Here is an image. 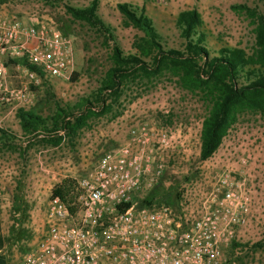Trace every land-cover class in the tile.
Returning <instances> with one entry per match:
<instances>
[{
  "label": "built area",
  "instance_id": "2783aa9c",
  "mask_svg": "<svg viewBox=\"0 0 264 264\" xmlns=\"http://www.w3.org/2000/svg\"><path fill=\"white\" fill-rule=\"evenodd\" d=\"M72 65L70 38L44 10L0 12V123L32 104L42 78L59 79ZM165 115L164 127L134 119L120 143L72 181L66 201L49 192L38 233L11 244L7 264H238L224 249L250 218L264 225L257 181L224 168L209 188L186 183L175 206L132 199L160 180L174 150L199 154L202 118Z\"/></svg>",
  "mask_w": 264,
  "mask_h": 264
},
{
  "label": "rangeland",
  "instance_id": "374dc122",
  "mask_svg": "<svg viewBox=\"0 0 264 264\" xmlns=\"http://www.w3.org/2000/svg\"><path fill=\"white\" fill-rule=\"evenodd\" d=\"M90 0H59L56 3L31 0H7L6 7L17 13L32 8L44 10L53 18L61 33L71 40L73 65L63 77H44L33 89L32 104L24 109L47 118L55 106L71 107L81 98H88L98 86L103 73L111 66L109 50L101 45L100 36L88 25L72 18L65 5L81 7ZM99 0L96 12L113 29L118 46L124 53L134 51L132 44L142 35L118 11V3H127L142 10L161 37L166 48L180 49L182 39L175 25L179 11L194 9L200 18L199 30L206 35V45L212 54L218 47L240 48L246 56L254 50V24L257 15L264 16V0ZM164 1V3H162ZM244 8H231V5ZM253 15H248V12ZM176 76L163 70L152 78H143L145 86L133 85L123 98L117 115L93 118L77 130L73 137L63 131L57 144L21 131L16 114L4 119L0 129V239L6 251L17 236L27 234L29 240L38 233L33 225L38 210L45 205L55 183L82 177L92 168L97 158L115 148L125 136L126 128L134 119L156 127L168 123L165 112L174 120L184 122L205 114V105L197 95L175 84ZM229 168L236 178L257 181L264 190V116L256 111H243L227 131L217 149L206 159L194 153H171L161 177L166 192H178L190 181H200L209 188L212 176ZM241 176V177H240ZM164 190L158 189L157 193ZM159 195V194H158ZM143 193L134 199H142ZM173 197V196H171ZM177 200L175 206L177 204ZM259 242L260 245L255 246ZM228 261L238 264H264V225L250 218L241 237L233 239L224 249Z\"/></svg>",
  "mask_w": 264,
  "mask_h": 264
},
{
  "label": "trees",
  "instance_id": "16d2710c",
  "mask_svg": "<svg viewBox=\"0 0 264 264\" xmlns=\"http://www.w3.org/2000/svg\"><path fill=\"white\" fill-rule=\"evenodd\" d=\"M7 0H0L5 2ZM44 3H56L59 0H39ZM99 0H90L85 6L65 5V11L74 19L85 22L101 38V45L109 50L111 66L100 77L98 86L88 98H81L71 107H58L47 118H42L30 111L18 110L16 117L22 132L31 137L41 134L43 140L57 144L61 130L68 137H73L78 129L88 125L98 116L112 115L120 110L121 102L131 86L143 85V78H152L163 70L176 76L175 84L194 95L205 105V114L200 126V145L198 158L204 160L220 145L227 131L236 123L243 111H256L264 116V16L257 15L255 25L254 50L251 56L236 47H218L212 54L206 45V35L199 30L200 18L194 9L179 11L175 25L182 39L180 49L166 48L161 42L151 20L142 10L127 4L118 3V11L138 28L142 35L133 42L132 53H124L118 46L113 29L97 14ZM231 8H244L243 5H231ZM248 15H253L250 11ZM6 135L0 129V136ZM158 189L164 192L157 193ZM71 183L63 180L50 189V195H59L68 199ZM160 180L149 190L143 192L141 205L152 203L175 204L178 192H166ZM159 194V195H158ZM173 196V197H171ZM124 203L122 208L128 206ZM21 239L29 240L23 234L14 238L10 244ZM260 245L259 242L255 246ZM0 239V248H1ZM24 248L19 247L22 252ZM5 255L0 254V264H7Z\"/></svg>",
  "mask_w": 264,
  "mask_h": 264
},
{
  "label": "crops",
  "instance_id": "0c3cea01",
  "mask_svg": "<svg viewBox=\"0 0 264 264\" xmlns=\"http://www.w3.org/2000/svg\"><path fill=\"white\" fill-rule=\"evenodd\" d=\"M128 3L134 4V2L132 0H130V2H128ZM0 12L1 13H10V12H16V11L15 10H12V9H10L8 7H6V3L1 2L0 3ZM27 13H28V11L22 12V13H19V14L20 15H26ZM36 215H37V217H35L33 219V224H34V226H36V228H38L39 225H40V223H41V216H42V214L38 210V212H37ZM14 253H16V251H14V249L11 247V244H10V246L8 247V249L6 251L4 250L3 246H1V248H0V254L5 255V257L7 258L8 261L12 258V256H15Z\"/></svg>",
  "mask_w": 264,
  "mask_h": 264
}]
</instances>
